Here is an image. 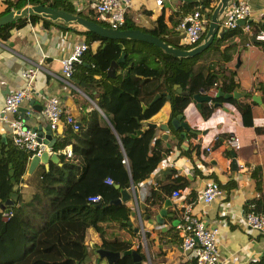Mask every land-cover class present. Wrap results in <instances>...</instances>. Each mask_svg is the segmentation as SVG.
Returning a JSON list of instances; mask_svg holds the SVG:
<instances>
[{"label": "crops", "instance_id": "crops-1", "mask_svg": "<svg viewBox=\"0 0 264 264\" xmlns=\"http://www.w3.org/2000/svg\"><path fill=\"white\" fill-rule=\"evenodd\" d=\"M70 1L76 10L95 11L93 7L95 0ZM247 1L250 4L249 19L263 24L264 0ZM194 2L164 0L158 5L155 0H131L125 17L134 24V27L144 31L151 32L152 28L165 29L166 34L156 35L184 47L178 22L182 15L194 6ZM216 2L217 0H210L212 5ZM6 5L7 0H0V12ZM241 25L238 26L241 31L234 30L237 27L227 29L234 31L220 44L221 51H206L199 56L198 62L211 69L218 70L217 64H224L233 70L238 89L242 93H248L239 100L249 104L251 124H243L236 106L226 100L219 101L220 106L211 104L210 115L204 117L200 106L192 98L182 115V119L192 131H187L182 137L180 132L184 130L183 127L180 126V131L175 132L176 128L169 121L171 108L166 96L161 107L144 122L168 124L166 139L160 136L162 130L155 127L151 140V143H154V138H161V147H168V151L162 149L163 158L153 171L140 183L133 184L137 203L132 195L121 204L84 207L77 211V217L91 224L87 229L89 243L99 244L100 234L107 239H127L132 243L130 248L136 246L142 254L143 264H181L190 257L188 251L181 248L180 237L175 228L177 212L174 206L176 201H180L190 204L193 214L205 223L218 227L216 239L218 264H264V233L246 227L244 222L245 202L260 194L251 176L255 166L262 168L261 192L264 197V133L256 131V126L264 128V109L257 100L259 95L264 103V42L251 38L253 34L248 35L242 30ZM252 26L260 28L259 23L252 24L251 32L255 31ZM76 30L44 23L42 18L28 19L22 26L11 29L8 38L0 39V109L6 94L24 85L22 70L27 66H35L37 70L30 84V94L23 99L19 106L21 108L15 115L24 119L33 109L32 102L43 104L45 95L55 94L63 103L64 113H71L76 119L79 117L80 122L85 120L91 106L97 107L98 89L90 81L78 76L83 72L81 68L76 67L68 82L62 77L60 69V59L70 53L78 39L85 36L80 30L79 32ZM226 31L219 28L216 37H221ZM100 44L99 39H94L90 44L92 52L97 51ZM101 46L104 47V43ZM147 51L152 53L150 50ZM224 55H228L229 58L225 59ZM116 68L117 66L114 71ZM94 76L98 77L99 74ZM213 88L216 87H210L207 92L210 93ZM204 91L198 94H203ZM22 107L27 109L24 111ZM97 108L103 118L108 120L103 111ZM24 121L31 127L39 123L35 116H29ZM10 133L8 124L0 119V134L6 140L11 139ZM56 133L63 134L64 128H60ZM230 133L239 137V147L232 146L224 140ZM197 141H200L198 151L195 147ZM207 146L210 147L209 150L206 149ZM232 152L235 153L237 168L231 162ZM171 169V174H165ZM207 178L216 180L223 190L221 197L210 202H205L200 197ZM166 183H178L177 188L181 190L182 196L177 200L172 196L173 188L168 189L165 198H170L171 204L165 207V215H159L158 219L162 222L158 223L155 217L163 207L165 199L161 202L156 201L153 194L162 191L161 186ZM26 186L30 187L24 182H19V192L20 188ZM128 187L130 184L126 188ZM152 200L155 202L152 203ZM2 215L7 218V211L2 212L1 217ZM89 258L94 264H107L104 258H98L94 252L90 253Z\"/></svg>", "mask_w": 264, "mask_h": 264}, {"label": "trees", "instance_id": "trees-1", "mask_svg": "<svg viewBox=\"0 0 264 264\" xmlns=\"http://www.w3.org/2000/svg\"><path fill=\"white\" fill-rule=\"evenodd\" d=\"M40 2L79 12L106 25L103 19L98 18L96 11L76 10L70 0H7L0 14L26 3ZM195 3L200 4L201 11L210 17L214 6L210 0H198ZM39 18L30 15L1 25L0 39L8 38L11 29L22 26L28 19ZM42 21L50 23L44 19ZM248 22L250 25L260 24L259 29L252 26L255 30L253 34L264 28V23L251 19ZM126 27L134 28L127 17L124 24ZM234 30L241 31L240 27ZM234 30H227L221 37L215 36L205 50L183 58L174 57L146 41L111 39L92 31H80L85 34L89 47L81 61L75 64V69L81 68L83 72L78 76L90 81L98 89L96 103L108 120L103 118L97 107L91 106L85 120L79 122L78 129L66 127L63 134L56 136L52 147L58 153V160H50L48 168L39 162L30 173L27 167L31 152L16 147L11 139L2 140L0 134V264H94L89 258L93 248L87 239V229L91 224L77 217V211L84 207L118 204L110 201L120 195L121 187L129 186L130 176L133 184H138L153 171L168 147H161L162 140L159 137L151 143L155 127L148 126L144 121L161 107L167 94L171 121L178 114L183 115L184 108L194 94L213 86H219L223 92H230L237 86L233 70L224 64H217L216 70L198 62L199 56L206 51H221L220 44ZM164 31L161 28L151 29L153 34H166ZM94 39H99L105 46L100 44L97 51L92 52L90 44ZM120 41L124 45L126 59L118 63L114 74L110 76L107 68L110 61L120 54ZM136 55H139L138 59ZM224 57L229 58L228 55ZM95 74L99 76L95 77ZM175 84L182 91H178ZM157 93L160 97L152 101ZM222 100L236 106L243 124H251L247 102L234 97L215 96V101ZM199 109L204 117H208L212 105L202 101ZM139 129L141 131L137 132ZM176 131H180V127ZM256 131L264 133V128L256 126ZM69 144L72 153L67 155L62 149ZM195 147L197 150L199 144L196 143ZM171 171L167 170L165 174H171ZM108 176L113 180L111 183L105 180ZM251 176L260 194L245 202V211L254 210L264 214L262 168L255 166ZM19 182L30 185L33 190L30 198L21 203L18 200V188H13ZM178 186V183L162 185V191L153 194L155 200L163 201L168 189ZM96 193L101 195V206H95L87 200L89 195ZM6 200H9L7 205L1 207ZM4 211H8L7 218L1 217ZM100 239L97 247L121 252L132 245L130 240L107 239L102 234ZM112 264H133L132 256L122 254Z\"/></svg>", "mask_w": 264, "mask_h": 264}, {"label": "built area", "instance_id": "built-area-1", "mask_svg": "<svg viewBox=\"0 0 264 264\" xmlns=\"http://www.w3.org/2000/svg\"><path fill=\"white\" fill-rule=\"evenodd\" d=\"M155 1L158 5H161L164 0ZM193 1L197 2L198 0ZM130 5L131 0H95L93 3L98 17L103 18L107 22V26L115 29L124 28L125 12ZM249 15L250 4L247 0H231L220 17L219 28L234 29L239 26L238 20L243 19L244 22L241 25L242 30L248 35H252L251 25L248 22ZM208 21L209 17L201 11L200 4L196 3L182 15L178 22V27L181 29L183 35L182 38L185 48L195 46L201 41ZM253 38L259 42H264V28L255 32ZM88 47L89 44L85 36H82L73 44L70 53L60 59L61 75L67 82L73 75L75 64L81 61ZM36 70L37 67L35 66H27L22 70L21 76L23 77L24 85L6 94L4 104L0 109V119L5 121L11 129L12 143L20 149L30 151L32 155L40 154L44 150L57 152L52 146L48 145L42 139H39L40 134L38 130L26 125L21 116L15 115L18 113L23 99L27 98L30 94V84L35 76ZM216 92L217 89L213 88L208 93L215 95ZM208 103L210 104V102ZM42 112L45 114L47 123L55 137L57 130L62 127H70L72 129H78L79 127V122L73 114L63 112V103L58 95H45ZM8 114H13V116L9 117ZM224 140L232 146H240V140L236 134L230 133ZM197 143L199 144L200 141H197ZM206 149L209 150L210 147L207 146ZM62 150L67 155L72 153L70 146H66ZM105 180L108 183L113 181L109 176ZM171 193L173 197L180 200L182 195L179 188H174ZM222 194L223 190L219 183L212 178H207L201 189L200 197L203 201L210 202L221 197ZM87 200L90 202H99L101 195L99 193L91 194L87 197ZM174 207L177 212L175 228L180 237V246L184 251H188L190 257L181 264H218L219 258L216 246L218 227L216 225H209L194 215L191 211L190 204L176 201ZM244 222L246 227L264 233L263 213L254 210L245 211Z\"/></svg>", "mask_w": 264, "mask_h": 264}, {"label": "water", "instance_id": "water-1", "mask_svg": "<svg viewBox=\"0 0 264 264\" xmlns=\"http://www.w3.org/2000/svg\"><path fill=\"white\" fill-rule=\"evenodd\" d=\"M231 0H217V2L214 4L213 9L210 13L208 25L206 28V31L201 39V41L196 44L195 46H192L190 48H184L179 47L173 43L168 42L165 40L162 36H158L156 34H153L149 31H144L138 27L130 28H111L107 25L100 24L84 15H81L79 12H72L65 10L60 7L52 6L45 3H26L20 7L11 8L10 10L1 13L0 14V26L3 24H6L8 22H12L14 20H17L21 17H29L30 15H36L44 20H47L50 23L66 27V28H72L77 29L80 31H92L95 32L103 37L111 38V39H137L146 41L152 44H155L162 48L165 52L168 54L174 56V57H191L194 56L203 50H205L210 43L213 41V39L216 36V32L219 29V20L223 12L226 10L229 2ZM244 20L239 19L238 24H243ZM227 28H222V31H226ZM105 45V43H104ZM119 46L121 48L120 54L116 59H112L110 61V64L107 68V74L112 76L114 74V69L118 65L119 62L125 61L126 59V53L123 50V43L120 41ZM221 85V82H220ZM178 91H182V88L178 85H175ZM217 92L215 95L209 94L206 90L203 94H194L193 100L196 101L197 105L200 106L202 101L210 102L213 106H220L221 102L214 101L215 96H223L224 98L234 97L237 99H240V97L247 95V92L242 93L238 86H236L232 91L230 92H223L221 88L218 86ZM186 92V91H184ZM169 96L168 94L166 95ZM160 97V94H156L152 101H155L157 98ZM253 98H256L253 96ZM258 102L261 103L263 109H264V103H262V100L259 95H257ZM32 110L29 111V116H35L39 123L35 126H32L33 129L38 130L39 132V139H42L44 142H46L48 145L53 146L55 143L56 137L54 136L52 130L50 129L47 118L45 114L42 112V104H37L36 102H32ZM145 107V105H142ZM98 107V106H97ZM21 108V107H20ZM19 108V109H20ZM24 111L27 109L25 107H22ZM25 116V118L29 117ZM77 121H79V117H77ZM171 124L174 128L178 129L180 126L183 127V131L180 132V136L184 137L187 133V131H192L187 124L186 121L182 119V114H178L177 116L173 117L171 119ZM28 125V124H26ZM148 126L152 127H159L161 132V137L166 139L168 136V124L161 123L156 124L155 122H147ZM141 129H139L137 132H140ZM42 135V138H41ZM10 136L12 134L10 133ZM2 140H5V137L2 136ZM235 153L232 152V158L231 162L235 168H237L236 160H235ZM49 160H58V153L57 152H48L47 150L42 151L40 154H33L30 158L27 172L30 173L32 170L38 165L39 162H43L44 165L48 168ZM116 187H118V184H115ZM132 187V189L130 188ZM130 187H121L120 188V195L114 199H112L111 203H122L130 198V196L133 195L135 202L137 203V195L136 191L134 189L132 177L130 176ZM14 189L18 188V184H14ZM132 190V192L130 191ZM9 200L4 201V203L1 204V207H5L7 205ZM171 204L170 198H165L163 202V207L159 210L158 215L156 218L157 222H162L161 219H158L159 215H165L167 205ZM96 206H101L102 202H97L95 204ZM131 214H133V211H131ZM138 229V228H136ZM93 252L97 255L98 258H104L107 261V264H112L115 260H117L122 254H130L132 256L133 264H143L142 260V254L137 250L136 246H132V248L126 249L123 252L119 250H113L101 246H96L95 243L90 242Z\"/></svg>", "mask_w": 264, "mask_h": 264}, {"label": "rangeland", "instance_id": "rangeland-1", "mask_svg": "<svg viewBox=\"0 0 264 264\" xmlns=\"http://www.w3.org/2000/svg\"><path fill=\"white\" fill-rule=\"evenodd\" d=\"M104 23L107 24V22H105V21H104ZM135 58L138 59L139 58V55H136ZM31 190L32 189L29 186H26L24 188H20V191H21V192H19L20 198L18 199L20 203L23 202L25 199H28V197L32 193ZM4 212H6V211H4ZM2 218H6V216L5 215H2Z\"/></svg>", "mask_w": 264, "mask_h": 264}]
</instances>
